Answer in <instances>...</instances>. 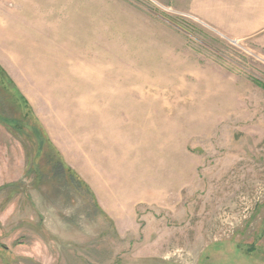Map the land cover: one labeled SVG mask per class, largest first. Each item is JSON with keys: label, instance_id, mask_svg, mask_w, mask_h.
I'll use <instances>...</instances> for the list:
<instances>
[{"label": "rangeland", "instance_id": "1", "mask_svg": "<svg viewBox=\"0 0 264 264\" xmlns=\"http://www.w3.org/2000/svg\"><path fill=\"white\" fill-rule=\"evenodd\" d=\"M24 108L39 155L3 173L0 264H264L261 18L0 0V116ZM45 149L94 189L60 192L61 241L32 201Z\"/></svg>", "mask_w": 264, "mask_h": 264}, {"label": "crops", "instance_id": "2", "mask_svg": "<svg viewBox=\"0 0 264 264\" xmlns=\"http://www.w3.org/2000/svg\"><path fill=\"white\" fill-rule=\"evenodd\" d=\"M166 3L173 4L176 7L179 6L180 8L185 9L187 11H191L193 14L197 16L241 15V16H245L248 18H253V17L261 18L262 23H264V0H166ZM194 10H197V11H194ZM200 10H206V11L203 12ZM210 10L214 12H210ZM27 115L28 113H27V108H26L25 112H21V111L18 112V117L0 116V152L3 153L4 155V157L0 160V185L4 183L1 179H3V173L6 169L9 168V165L13 166V168L16 167V164H11L9 160V157L13 153L14 154L17 153L23 162L24 161L26 162V160H28L29 153H31L32 156L39 155V152H37L38 151L37 148L30 147L27 144L26 142L28 138L26 136L27 133L26 132L23 133L22 131L18 133V130L13 128L9 123V122L17 123V128H22L21 130H23L24 125H25L24 119L28 117ZM32 128H33V131H35V128L33 126ZM43 141L44 140H42L41 142L39 141V143H41L42 145L44 143ZM50 150L51 149L47 151L45 149V155L47 158L46 163L52 164V162L55 161L53 160L55 158L54 157L55 154H52V152L50 153L49 152ZM40 151H41L40 153L42 154V147ZM48 154L50 156H48ZM40 156L42 158V155ZM58 165H60V167H58ZM36 172L37 173H35L34 175L36 177L34 178L36 184H33L32 186L33 187L32 192H34L36 196L34 197L32 195L33 196L32 201L34 200L35 202L34 206H35V209L37 211L39 218H41L42 216L43 217L45 216V218H43L44 220H42V224L44 222V227L43 229H40V230H42L43 233H46V234L55 233L57 229L55 227H53L54 228L53 229L52 225L54 226L60 225L57 230L58 236L56 238L53 237V239L56 241H61L60 239L66 238L65 237L66 232L68 233L67 235L70 234L71 228L69 227L67 228L63 222H60L58 220V216H56L54 212H51L52 208H54V205H55L54 202L59 199L60 192H64L65 193L64 199H63L64 205L65 207H69L70 205L69 203L71 202V198H72L70 197V195L72 194L71 190H74L75 187L76 189H79V190L82 188L83 189L82 193H84L83 197H85V194H87V191L90 192L91 195L92 193H94L93 186H91V184H89L88 182L86 185L85 184L83 185V183L78 182V180L74 176L71 175L68 169L62 168L61 163L57 164L56 162H54L52 166L41 168V170L39 169ZM8 175L10 176L11 174L9 173ZM9 176L6 175V178ZM16 191L18 193H22L23 188L22 187L20 189L17 188ZM78 193L80 192L78 191ZM89 197H90L89 204L94 206L93 202L91 201V196ZM86 209L87 207L85 206L84 211H83L84 217L87 214ZM13 211H14V206L11 205L7 209V214L9 212L10 214H12ZM36 223H39V222H36ZM46 225L48 226L51 225V228L48 229ZM38 246L41 247L39 243H38ZM39 251L40 250H37L35 252H39Z\"/></svg>", "mask_w": 264, "mask_h": 264}]
</instances>
